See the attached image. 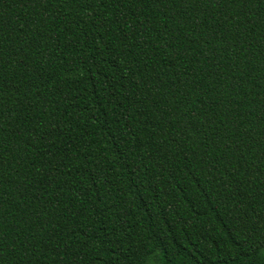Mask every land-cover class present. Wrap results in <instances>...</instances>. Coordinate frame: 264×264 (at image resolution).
Masks as SVG:
<instances>
[{"label":"trees","instance_id":"16d2710c","mask_svg":"<svg viewBox=\"0 0 264 264\" xmlns=\"http://www.w3.org/2000/svg\"><path fill=\"white\" fill-rule=\"evenodd\" d=\"M0 264H264V0H0Z\"/></svg>","mask_w":264,"mask_h":264}]
</instances>
